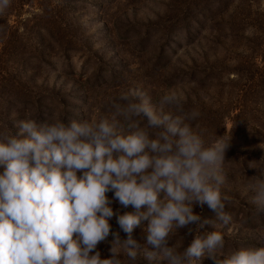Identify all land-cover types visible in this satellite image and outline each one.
<instances>
[{"label": "rangeland", "instance_id": "obj_1", "mask_svg": "<svg viewBox=\"0 0 264 264\" xmlns=\"http://www.w3.org/2000/svg\"><path fill=\"white\" fill-rule=\"evenodd\" d=\"M62 1L54 3L65 6L64 21L70 31L66 39L79 49L69 57L52 48L50 58H40L38 45L56 47L60 40L47 32L41 37L37 6L25 4L22 15L9 17V27L0 17V32L3 29V35L16 42L6 47L0 43V133H15L16 123L26 118L46 122L55 117L65 123L99 120L110 116L112 103L130 90L143 92L154 105L175 91L186 112H199L196 120L187 122L194 131L203 130L206 143L217 133L228 143L220 187L222 195L230 197L225 210L232 220L224 225L207 205H197L194 211L202 221H216L215 228L205 224L201 233L221 232L222 253L264 246V213L257 211L250 188L264 180V0H226L213 12L215 0L203 11L198 0ZM194 63L200 66L193 71ZM106 195L112 199L114 192ZM111 207L117 215L134 211L115 200ZM109 223L112 233L127 239L116 215ZM145 224L142 221L132 233L140 243ZM194 236L188 228H174L170 246L176 244L182 251ZM113 239L110 234L98 244L95 251L101 258L111 257ZM122 260L147 264L142 253L135 261ZM202 264L214 260L205 256Z\"/></svg>", "mask_w": 264, "mask_h": 264}, {"label": "clouds", "instance_id": "obj_2", "mask_svg": "<svg viewBox=\"0 0 264 264\" xmlns=\"http://www.w3.org/2000/svg\"><path fill=\"white\" fill-rule=\"evenodd\" d=\"M10 3L0 0V11ZM111 109L91 121L26 118L15 133H0V264H123L140 253L147 264H202L205 256L214 264H264V246L222 253L221 232L201 233L205 224L229 225L232 216L220 187L228 143H206L203 130H193L187 121L199 112H186L175 91L154 105L130 90ZM250 188L264 213V180ZM113 200L134 211L117 215ZM197 205L213 210L216 221H202ZM114 215L127 239L112 233ZM142 221L140 243L132 233ZM174 228L195 233L182 251L170 246ZM110 234L111 257L101 258L95 250Z\"/></svg>", "mask_w": 264, "mask_h": 264}, {"label": "trees", "instance_id": "obj_3", "mask_svg": "<svg viewBox=\"0 0 264 264\" xmlns=\"http://www.w3.org/2000/svg\"><path fill=\"white\" fill-rule=\"evenodd\" d=\"M211 1L212 0H198L199 6H201L202 11L206 8L205 5ZM225 1L226 0H215V5L211 9V11L212 10L219 11L220 7L225 3ZM62 2H65V0H63ZM25 4H29L30 6H33V5L37 6L41 10L40 13L35 14L36 15L35 17L39 20V23H37L36 25L38 27V30H40L41 37H44V33L47 32L48 36H58L56 38L58 40H60L59 41L60 45H58L56 47H50V46L45 47L44 45H41V44L38 45L36 49H37L41 59L50 58L51 57L50 49H52V48L59 50L58 53H60L63 56H66V57H69L71 55L72 51L78 52L79 49L77 47L72 48L69 41H67V39H66V37H68V35L66 33L70 32V31L66 30V24L64 21V15H65V10H66L64 8L65 6L58 7L57 5H55L54 0H18L17 3L10 4L9 7H7L5 10L0 11V17L3 16L6 19L8 27H9V23H10L9 17L13 13H16L18 15H22V12L24 11ZM65 4H67V3H65ZM63 8H64V11H63ZM212 12L210 14L213 15L214 13H212ZM80 26H83V23H80ZM45 28H48V29L45 30ZM69 28H70V25H69ZM53 29H55V31ZM170 33H172V31H170ZM0 34H2V35H0V43L3 46L6 47V45H8V43H10V45H11L14 42V41H12V38L7 39V37L5 35H3L4 34L3 29L0 32ZM35 34H37V31L35 32ZM21 35H23V34H21ZM72 35L75 37V33L72 32ZM191 37H192V35H191ZM194 40H195V38L192 39V41H194ZM14 43L16 44V42H14ZM46 49L49 52H46ZM11 55H13L15 57L18 56V55H14V52L11 53ZM261 57L263 58V60H262V62H263L262 77L264 79V54ZM19 58L21 59V58H23V56H21ZM198 66H200V65H196L195 63L192 64L193 71L198 69ZM192 67H191V69H192ZM162 68L163 67H160L161 70H162ZM188 104L189 103H187V105ZM240 114L242 115V111H240L238 115H240ZM234 129H233V133H236V130H234ZM220 136L221 135H219V133H217V136L214 137L213 141L218 139V138H221Z\"/></svg>", "mask_w": 264, "mask_h": 264}]
</instances>
